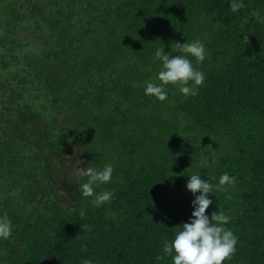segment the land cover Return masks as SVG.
<instances>
[{
	"label": "trees",
	"instance_id": "trees-1",
	"mask_svg": "<svg viewBox=\"0 0 264 264\" xmlns=\"http://www.w3.org/2000/svg\"><path fill=\"white\" fill-rule=\"evenodd\" d=\"M196 38V94L145 95L155 49ZM107 163L96 206L78 172ZM196 171L237 237L224 264H264V0H0V264H172Z\"/></svg>",
	"mask_w": 264,
	"mask_h": 264
},
{
	"label": "clouds",
	"instance_id": "clouds-1",
	"mask_svg": "<svg viewBox=\"0 0 264 264\" xmlns=\"http://www.w3.org/2000/svg\"><path fill=\"white\" fill-rule=\"evenodd\" d=\"M232 11L243 7V0H228ZM247 39V36H245ZM163 47L155 49L153 60H158L159 71L156 73L160 83L147 80L144 86L145 95L164 100L168 96L166 84H178L179 92L184 96L195 95L197 87L205 80V73L196 67L189 57L195 58L197 64L203 62L207 52L205 44L199 39L176 42V49L180 53H166ZM173 52V51H172ZM191 81V84L189 83ZM194 85V86H193ZM113 165L105 164L102 168H81L79 176L87 177L80 183L81 195L92 197L91 203L101 205L113 198L112 190L96 192L95 187L107 183L112 179ZM236 182V177L223 172L215 187L221 188L226 184ZM186 188L191 191L194 199L191 200L192 212L188 221L179 224L174 236L163 244V253L171 257L172 264H224V261L235 252L237 237L231 228L227 227L230 217L223 211L216 210L206 213L212 204L209 193H212L213 184L202 178L198 171L188 175ZM198 192V194H197ZM87 228V225H84ZM12 232V222L6 216H0V239H8ZM161 257H157L160 259ZM82 264H94L90 259H83Z\"/></svg>",
	"mask_w": 264,
	"mask_h": 264
}]
</instances>
